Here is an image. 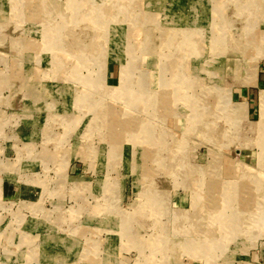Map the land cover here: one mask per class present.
I'll use <instances>...</instances> for the list:
<instances>
[{"label":"rangeland","instance_id":"obj_1","mask_svg":"<svg viewBox=\"0 0 264 264\" xmlns=\"http://www.w3.org/2000/svg\"><path fill=\"white\" fill-rule=\"evenodd\" d=\"M260 65L264 0H0V264H264Z\"/></svg>","mask_w":264,"mask_h":264},{"label":"crops","instance_id":"obj_2","mask_svg":"<svg viewBox=\"0 0 264 264\" xmlns=\"http://www.w3.org/2000/svg\"><path fill=\"white\" fill-rule=\"evenodd\" d=\"M257 79H258L257 85H254L253 87H251L249 89H245L246 92H245L244 99H246V101L248 103V108H249L250 112H251V105L254 102V99H256L258 96V100H259V95L257 93L258 90L260 92V87L262 85H264V67H262V65H260ZM247 87H250V86H247Z\"/></svg>","mask_w":264,"mask_h":264},{"label":"bare ground","instance_id":"obj_3","mask_svg":"<svg viewBox=\"0 0 264 264\" xmlns=\"http://www.w3.org/2000/svg\"><path fill=\"white\" fill-rule=\"evenodd\" d=\"M47 4H48V3H47ZM48 5H49V4H48ZM93 38H94V37H93ZM102 56H103V55H102ZM101 58H102V57H101ZM105 64H106V63H105ZM105 64H104V65H105ZM103 67H104V66H103ZM103 71H104V70H103ZM169 89H170V88H169ZM263 101H264V100H263ZM133 141H134V140H133ZM135 141H136V140H135ZM136 143H137V142H136ZM137 146H138V145H137Z\"/></svg>","mask_w":264,"mask_h":264}]
</instances>
